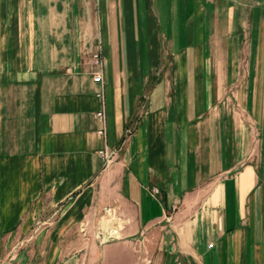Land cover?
Here are the masks:
<instances>
[{
	"label": "crops",
	"instance_id": "0c3cea01",
	"mask_svg": "<svg viewBox=\"0 0 264 264\" xmlns=\"http://www.w3.org/2000/svg\"><path fill=\"white\" fill-rule=\"evenodd\" d=\"M13 239L264 264V0H0V263Z\"/></svg>",
	"mask_w": 264,
	"mask_h": 264
},
{
	"label": "rangeland",
	"instance_id": "374dc122",
	"mask_svg": "<svg viewBox=\"0 0 264 264\" xmlns=\"http://www.w3.org/2000/svg\"><path fill=\"white\" fill-rule=\"evenodd\" d=\"M42 241L44 240H40V243L36 245L35 239L11 240V242L7 245L5 254L2 256L0 264H45L49 258H47L45 251L42 252V254H38L41 248L46 250V248L43 247L44 244ZM59 241L66 243V240ZM47 242H49V240H47Z\"/></svg>",
	"mask_w": 264,
	"mask_h": 264
},
{
	"label": "built area",
	"instance_id": "2783aa9c",
	"mask_svg": "<svg viewBox=\"0 0 264 264\" xmlns=\"http://www.w3.org/2000/svg\"><path fill=\"white\" fill-rule=\"evenodd\" d=\"M93 63L95 65H100L101 62H100V56H99V53H94L93 54ZM97 77H100V72L98 73ZM96 115L97 117L102 120V122L104 121V117H105V114H104V110L103 108H101L100 110H98L96 112ZM101 132H103V130H101ZM99 154L104 157L106 163L109 162L111 160V155H112V152L108 151L107 148H104L102 150L99 151ZM152 192L153 193H157L158 192V189L157 188H153L152 189Z\"/></svg>",
	"mask_w": 264,
	"mask_h": 264
}]
</instances>
